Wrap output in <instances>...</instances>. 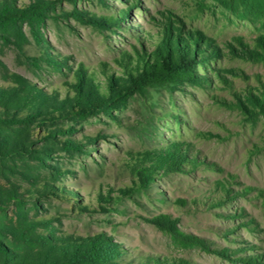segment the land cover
Listing matches in <instances>:
<instances>
[{"label":"rangeland","instance_id":"374dc122","mask_svg":"<svg viewBox=\"0 0 264 264\" xmlns=\"http://www.w3.org/2000/svg\"><path fill=\"white\" fill-rule=\"evenodd\" d=\"M4 8L32 14L0 23V248L32 264H69L98 242L100 258L71 264H264V117L242 109L264 93V19L220 0ZM171 32L211 55L204 79L155 82L81 116L89 78L120 88L122 59ZM168 152L185 160L179 172L143 181L132 167Z\"/></svg>","mask_w":264,"mask_h":264},{"label":"trees","instance_id":"16d2710c","mask_svg":"<svg viewBox=\"0 0 264 264\" xmlns=\"http://www.w3.org/2000/svg\"><path fill=\"white\" fill-rule=\"evenodd\" d=\"M224 6L238 13L244 18H260L264 19V0H220ZM38 9V5H31L29 8ZM32 13H27L25 9H14L4 8L0 10V23L5 21H15L23 18H30ZM112 24V23H111ZM173 39L172 41L156 39L159 44L152 50L151 54L138 53L137 58L134 60L130 57L125 60L122 59V63L119 65L124 69L126 77H121L118 80H114L120 88H112V86H106L107 89H100L98 85L93 81V78H89L86 83L87 96L80 93L79 98L81 101L88 104L86 109H78L81 112L82 117H88L92 112V107L98 109L109 110L113 104L119 103L123 96L127 95V92H140L144 87L157 83H171L178 84L180 82H197L198 79H204L203 76L198 74L197 64L204 67L206 60L211 55H201L198 53L202 47L196 43L191 47L184 40L183 37H178L176 34H170ZM173 40L175 42H173ZM197 45V46H196ZM205 52H207L205 50ZM264 52V49H263ZM200 54V55H199ZM213 56V54H212ZM264 58V54H261V58ZM122 73V71H121ZM113 77V76H112ZM83 79L80 76V83ZM74 88L77 86L74 84ZM79 90V89H78ZM103 90L105 92H103ZM262 96V97H261ZM259 98L251 97L246 101V105L242 106V109L248 111L252 115L260 114L264 117V93ZM239 108V106H237ZM173 152L165 153V157L158 155L145 156L139 164L132 165L136 169L139 178L143 181H147L149 177L156 173L157 169L164 167L166 172H179L182 167V163L185 160L180 155H172ZM155 160V162H153ZM149 163H152L148 166ZM160 227L165 228L172 233L174 238L179 236L183 237L178 229L172 225L169 218H158L156 220ZM184 239L191 244H195L193 238L184 237ZM105 239H103V243ZM118 252L117 250H115ZM2 259L0 264H32L30 261H26V258L20 257V261L17 262L15 255H12L8 250L0 248ZM105 253L102 243H92L85 250H80V253L75 254L69 264L75 262H90L100 258ZM82 254V255H80ZM158 259V258H156ZM17 262V263H15ZM58 264V263H55ZM151 264V263H150ZM152 264H181L172 263L169 261L154 260Z\"/></svg>","mask_w":264,"mask_h":264}]
</instances>
